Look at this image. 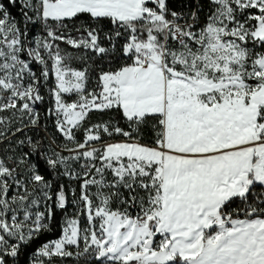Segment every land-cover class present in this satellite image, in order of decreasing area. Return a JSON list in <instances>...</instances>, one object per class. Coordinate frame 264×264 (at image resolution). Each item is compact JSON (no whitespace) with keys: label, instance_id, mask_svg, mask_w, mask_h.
Listing matches in <instances>:
<instances>
[{"label":"snow or ice","instance_id":"snow-or-ice-1","mask_svg":"<svg viewBox=\"0 0 264 264\" xmlns=\"http://www.w3.org/2000/svg\"><path fill=\"white\" fill-rule=\"evenodd\" d=\"M0 264H264V0H0Z\"/></svg>","mask_w":264,"mask_h":264}]
</instances>
